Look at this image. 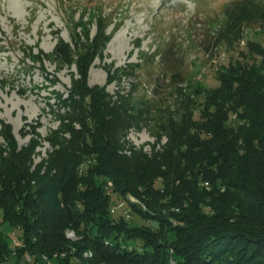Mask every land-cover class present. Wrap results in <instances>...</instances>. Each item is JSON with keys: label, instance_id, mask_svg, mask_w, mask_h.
<instances>
[{"label": "trees", "instance_id": "16d2710c", "mask_svg": "<svg viewBox=\"0 0 264 264\" xmlns=\"http://www.w3.org/2000/svg\"><path fill=\"white\" fill-rule=\"evenodd\" d=\"M101 37L79 52L81 83L59 98L67 113L81 117L71 148L34 170L25 158L2 157L1 223L22 228L21 251L55 264H169L171 256L178 264H264L262 43L251 42L253 53L241 52L219 65V84L205 98L181 99L183 120L164 125L169 139L149 155L121 151L116 133L134 121L128 98L119 104L102 88L85 84ZM57 52L73 55L64 41ZM83 157L90 160L80 173ZM108 179L113 193L140 200L126 201L156 229L111 213ZM68 228L81 238L68 240ZM8 247L9 237L1 233L0 259Z\"/></svg>", "mask_w": 264, "mask_h": 264}, {"label": "rangeland", "instance_id": "374dc122", "mask_svg": "<svg viewBox=\"0 0 264 264\" xmlns=\"http://www.w3.org/2000/svg\"><path fill=\"white\" fill-rule=\"evenodd\" d=\"M99 34L85 84L119 104L128 98L134 121L116 133L121 151L150 155L169 139L164 125L183 120L181 99L205 98L219 65L253 53L251 42L264 46V0H0V164L25 158L34 170L71 148L81 117L59 98L81 83L79 52ZM61 41L70 59L59 56ZM104 189L114 216L157 228L127 203L140 201L134 195L113 193L110 179ZM73 229L75 238L64 234L75 242Z\"/></svg>", "mask_w": 264, "mask_h": 264}, {"label": "built area", "instance_id": "2783aa9c", "mask_svg": "<svg viewBox=\"0 0 264 264\" xmlns=\"http://www.w3.org/2000/svg\"><path fill=\"white\" fill-rule=\"evenodd\" d=\"M123 204H120L122 206ZM116 206L111 208V211L116 210ZM124 214L129 216L128 212L125 210ZM7 234L9 237V247L8 252L4 257L0 259V264H6L7 255H15V263L14 264H35V261L30 260V258L26 257V251L22 252L21 249L26 246L25 236L23 235H13L11 233V228L5 230L4 228H0V234ZM57 256V255H56ZM46 262H53V258H46ZM171 260L174 264H178L177 259L171 256ZM54 264V263H53ZM61 264H68L62 263Z\"/></svg>", "mask_w": 264, "mask_h": 264}, {"label": "bare ground", "instance_id": "6f19581e", "mask_svg": "<svg viewBox=\"0 0 264 264\" xmlns=\"http://www.w3.org/2000/svg\"><path fill=\"white\" fill-rule=\"evenodd\" d=\"M137 200V199H136ZM143 205V208H146V206L144 204ZM1 217V216H0ZM2 223H1V220H0V227H1ZM11 233L13 235H23L22 233V228L20 226H17V227H13L11 229ZM65 233H66V236L69 237V238H75L76 237V232L73 228H68L65 230ZM24 236V235H23ZM84 255L85 256H91L92 255V251L89 249V250H86L84 252ZM26 257L30 258V260L32 261H35V264H53V262H46V258H49L45 255L42 256V259L41 260H36L35 259V255L32 254V253H29V252H26ZM76 261L80 262L79 258H75ZM15 263V255H7L6 257V264H14ZM55 264V263H54ZM169 264H174L171 260V257H170V262Z\"/></svg>", "mask_w": 264, "mask_h": 264}]
</instances>
